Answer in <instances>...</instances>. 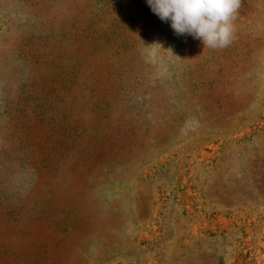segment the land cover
Here are the masks:
<instances>
[{"label": "rangeland", "instance_id": "rangeland-1", "mask_svg": "<svg viewBox=\"0 0 264 264\" xmlns=\"http://www.w3.org/2000/svg\"><path fill=\"white\" fill-rule=\"evenodd\" d=\"M233 27L0 0V264H264V0Z\"/></svg>", "mask_w": 264, "mask_h": 264}, {"label": "clouds", "instance_id": "clouds-1", "mask_svg": "<svg viewBox=\"0 0 264 264\" xmlns=\"http://www.w3.org/2000/svg\"><path fill=\"white\" fill-rule=\"evenodd\" d=\"M151 11L177 36L188 35L204 48L227 47L241 0H146Z\"/></svg>", "mask_w": 264, "mask_h": 264}, {"label": "trees", "instance_id": "trees-1", "mask_svg": "<svg viewBox=\"0 0 264 264\" xmlns=\"http://www.w3.org/2000/svg\"><path fill=\"white\" fill-rule=\"evenodd\" d=\"M126 130H127V132H132V131H130L131 129L129 130V128L126 129ZM201 263H202V264H206V262H204L203 260L201 261Z\"/></svg>", "mask_w": 264, "mask_h": 264}]
</instances>
